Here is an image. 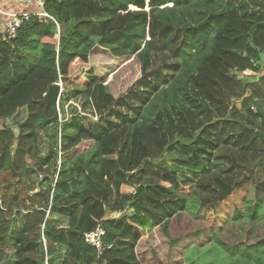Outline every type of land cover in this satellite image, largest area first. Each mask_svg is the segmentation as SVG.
<instances>
[{"label":"trees","instance_id":"16d2710c","mask_svg":"<svg viewBox=\"0 0 264 264\" xmlns=\"http://www.w3.org/2000/svg\"><path fill=\"white\" fill-rule=\"evenodd\" d=\"M46 12L54 20L32 18L16 40L0 42V173L40 184L27 201L0 198V245L13 251L1 262L143 264L149 229H161L172 249L203 235L192 219L226 203V216L207 222L204 256H228L203 263L264 264V240L220 239L229 223L264 224V0H48ZM164 54L176 74L154 76L128 119L107 79L133 57L143 79ZM60 82L58 118L42 101ZM71 102L81 107L68 117ZM96 117L117 124L94 136L83 123ZM40 130L53 138L44 158ZM166 154L196 179L166 169ZM40 172L52 178L40 181ZM177 225L184 234L172 238ZM99 227L112 246L101 256L85 240Z\"/></svg>","mask_w":264,"mask_h":264},{"label":"rangeland","instance_id":"374dc122","mask_svg":"<svg viewBox=\"0 0 264 264\" xmlns=\"http://www.w3.org/2000/svg\"><path fill=\"white\" fill-rule=\"evenodd\" d=\"M0 7L12 11L17 12L25 9L26 7L21 6L14 0H0ZM44 20V19H43ZM153 66L150 71L151 74L149 76H145L141 79V63L137 57L131 58L129 61L124 63L115 73L111 74L110 77L107 79V84L110 87L112 94L119 98L117 103L118 110L121 109L126 113L128 119L132 118L130 107L134 104H139L136 100V97H140L143 92L148 90L149 82L155 81L154 76H161L162 78H166V80H170L171 77L176 74L177 72V63L172 61L168 55H154L153 56ZM176 64V65H175ZM92 70V69H91ZM91 70L87 71V74L91 73ZM154 78V79H153ZM157 80V79H156ZM164 80V79H163ZM166 82H161L160 87L163 85L165 86ZM78 102H71L67 106L66 114L68 117L71 116L74 107L77 106L81 107V104ZM120 104V105H118ZM124 105V106H123ZM242 107L241 105H238ZM62 115V114H61ZM91 118V117H89ZM117 118V117H116ZM109 119L106 120H98L88 122L85 120L84 128L92 133L94 136H99L102 132L112 129L114 125L112 123H107ZM119 120V118H118ZM84 121V120H83ZM126 121L120 120L118 123H122ZM115 122V121H114ZM127 122V121H126ZM51 133L47 131H39L38 138H39V147L41 149L40 156L42 158L45 157L50 146L52 145L53 138L51 137ZM180 156L178 154H166L165 159L162 162V165L168 170H175V172L184 179L190 178L191 180H195L196 177L188 172L183 171L182 169L176 168L174 164L170 163V160L179 159ZM264 166V165H263ZM42 167V166H41ZM46 168V167H45ZM48 169H53V163L47 166ZM261 169V168H260ZM262 171V170H259ZM39 180H46L47 178H52L51 174L46 176L47 174L40 172ZM43 177V178H42ZM264 177V174L260 175L261 178ZM245 177L240 176L238 179L243 180ZM39 181V182H40ZM30 184L35 185L36 189L29 193L28 188L30 189ZM40 185L37 183V177L28 176L27 183L22 179H19L17 176H14L11 173L1 172L0 173V198H3L4 195H9L12 197H17L20 200H28V197L34 196L39 194L40 189L38 187ZM44 183L41 185L43 186ZM48 185V182L45 183V187ZM28 187V188H27ZM244 196V193H237L235 194L228 202L230 206L234 205L239 201L240 198ZM250 196V195H249ZM253 196V194L251 195ZM226 204V203H225ZM223 204L221 206V210L219 211H211L210 216L205 217L206 220L202 218H195L192 219V228L202 230V234L199 237H193L190 239H184L179 244H177L174 248L171 249L170 247V238L166 237L165 234L162 232L161 229H149L147 233V237L144 238L139 244V255L141 257L143 264H187V262H191L196 260L200 264H204L209 262L211 258H227V253L220 254V250H217L214 255L207 254L204 256L205 251H207L208 247L212 244V240L208 238V225H212L214 218L217 219L219 222L223 216L225 217V212L228 208L227 205ZM15 216L17 221H19L22 217H25L23 212H15ZM191 217L187 214L182 220L183 224H186ZM210 218V220H209ZM209 220V221H208ZM181 223V224H182ZM186 232L189 231L183 227ZM218 228V227H217ZM183 229L177 225L176 229L171 230V237L178 238L182 235ZM220 239L228 244L231 243H238L241 241L255 243L261 240H264V224L256 223V224H248V223H229V225L224 229V231L220 234ZM220 251V252H219ZM12 250L6 251L0 245V264L5 262H1L4 258L8 259L11 258ZM155 254V255H154ZM199 255V256H198ZM14 259L12 258L11 261ZM204 262V263H203ZM218 264H226L224 259H219Z\"/></svg>","mask_w":264,"mask_h":264},{"label":"built area","instance_id":"2783aa9c","mask_svg":"<svg viewBox=\"0 0 264 264\" xmlns=\"http://www.w3.org/2000/svg\"><path fill=\"white\" fill-rule=\"evenodd\" d=\"M21 6L26 7L21 11L12 12L0 7V42H11L16 40L19 31L22 29L23 25L31 20L32 18H39L41 20L45 18L53 19L46 12V4L48 0H14ZM54 20V19H53ZM250 74V72H246ZM60 113V108H59ZM98 118H94L97 120ZM44 231V228H43ZM106 232L103 228L99 227L85 235V240L91 247L95 248L97 253L101 256L106 249H111L112 246H107L104 243V237ZM44 246H46V241L44 240ZM45 264L48 263V258H46Z\"/></svg>","mask_w":264,"mask_h":264},{"label":"water","instance_id":"95a60500","mask_svg":"<svg viewBox=\"0 0 264 264\" xmlns=\"http://www.w3.org/2000/svg\"><path fill=\"white\" fill-rule=\"evenodd\" d=\"M63 93V83H57L50 87L47 95L42 101L43 104H51L57 110V117L60 118L59 108H60V98Z\"/></svg>","mask_w":264,"mask_h":264}]
</instances>
